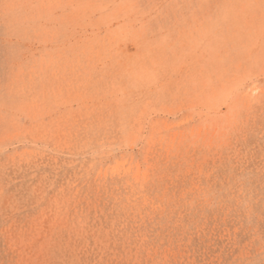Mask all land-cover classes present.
Returning <instances> with one entry per match:
<instances>
[{"label": "rangeland", "instance_id": "rangeland-1", "mask_svg": "<svg viewBox=\"0 0 264 264\" xmlns=\"http://www.w3.org/2000/svg\"><path fill=\"white\" fill-rule=\"evenodd\" d=\"M0 264H264V0H0Z\"/></svg>", "mask_w": 264, "mask_h": 264}]
</instances>
